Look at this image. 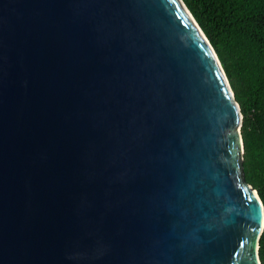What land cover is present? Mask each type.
Segmentation results:
<instances>
[{"label":"water","instance_id":"1","mask_svg":"<svg viewBox=\"0 0 264 264\" xmlns=\"http://www.w3.org/2000/svg\"><path fill=\"white\" fill-rule=\"evenodd\" d=\"M242 125L184 0H0V264H263Z\"/></svg>","mask_w":264,"mask_h":264},{"label":"trees","instance_id":"2","mask_svg":"<svg viewBox=\"0 0 264 264\" xmlns=\"http://www.w3.org/2000/svg\"><path fill=\"white\" fill-rule=\"evenodd\" d=\"M216 49L243 112L245 172L264 202V0H184ZM259 254L264 264V230Z\"/></svg>","mask_w":264,"mask_h":264},{"label":"rangeland","instance_id":"3","mask_svg":"<svg viewBox=\"0 0 264 264\" xmlns=\"http://www.w3.org/2000/svg\"><path fill=\"white\" fill-rule=\"evenodd\" d=\"M234 90V89H233ZM235 92V91H234ZM236 95V94H235ZM237 98V97H236ZM238 100V99H237ZM239 102V100H238ZM240 103V102H239ZM241 105V103H240ZM242 134H243V127H242ZM243 140H244V135H243ZM244 160H245V140H244ZM245 161H243V167H244V174H245V178L247 180V177H246V172H245ZM248 181V180H247ZM251 185H253V187L256 189V190H259V188L255 187L254 184L251 182V181H248Z\"/></svg>","mask_w":264,"mask_h":264},{"label":"bare ground","instance_id":"4","mask_svg":"<svg viewBox=\"0 0 264 264\" xmlns=\"http://www.w3.org/2000/svg\"><path fill=\"white\" fill-rule=\"evenodd\" d=\"M236 96V95H235ZM257 191V190H256Z\"/></svg>","mask_w":264,"mask_h":264}]
</instances>
